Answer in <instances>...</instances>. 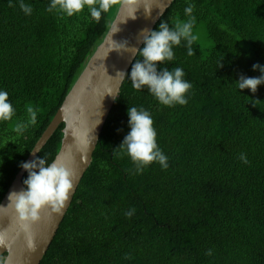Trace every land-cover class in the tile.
<instances>
[{"label": "trees", "instance_id": "1", "mask_svg": "<svg viewBox=\"0 0 264 264\" xmlns=\"http://www.w3.org/2000/svg\"><path fill=\"white\" fill-rule=\"evenodd\" d=\"M50 2L24 0L33 9L26 15L20 0H0V89L15 109L11 120L0 121V202L121 0L99 22L87 7L69 17L48 11ZM192 2L193 33L202 29L212 45L203 49L195 41L188 55L182 41L174 60L161 63L184 70L192 84L188 103L165 106L147 87L138 91L124 79L40 264H264V85L252 93L235 83L241 75L258 77L252 65H264V0ZM186 6L187 0H174L153 30L186 21ZM133 106L150 112L166 169L153 162L138 174L119 148ZM29 107L37 110V123L17 134ZM63 127L37 154L48 163L60 149ZM130 209L134 214L125 215Z\"/></svg>", "mask_w": 264, "mask_h": 264}, {"label": "water", "instance_id": "2", "mask_svg": "<svg viewBox=\"0 0 264 264\" xmlns=\"http://www.w3.org/2000/svg\"><path fill=\"white\" fill-rule=\"evenodd\" d=\"M174 0H121L102 42L88 59L84 69L66 94L52 120L34 144L24 162L32 161L58 126L63 123V136L52 162L65 165L73 178V189L64 207L54 211L44 206L39 219L30 222L25 233L9 194L20 192L25 170L20 168L0 202V255L8 264H40L62 222L76 189L87 170L103 126L118 97L124 79L117 72H127L142 44L141 34L153 30ZM135 16V18H132ZM118 31L113 33V26ZM127 43L128 50H117V43ZM113 93V94H109ZM51 162V163H52Z\"/></svg>", "mask_w": 264, "mask_h": 264}, {"label": "clouds", "instance_id": "3", "mask_svg": "<svg viewBox=\"0 0 264 264\" xmlns=\"http://www.w3.org/2000/svg\"><path fill=\"white\" fill-rule=\"evenodd\" d=\"M118 3L119 0H51L48 11L56 10L71 17L87 7L90 17L99 22L102 15L112 10ZM129 3H135V0H129ZM20 8L26 15H31L33 11L31 5L24 3V0H20ZM194 9L195 4L192 0H187V6L184 8V14L188 17L186 21L178 22L173 27L167 22H161L155 30L143 32L141 34L143 46L135 50L141 59H135L130 72L119 71L117 76L129 79L132 87L138 91L147 87V90L165 106L187 104L186 93L192 84L185 79L184 70L180 67L169 70L161 67V63L174 60L173 48L179 46L182 41L186 42L188 55L194 54L191 45L198 39L193 33L196 23ZM112 31L115 33L118 28L114 25ZM116 47L117 50H128L126 42L117 43ZM252 68L254 71L258 70L260 75L258 77L241 75L235 81L238 90L248 89L255 93L258 86L264 85V65L256 63ZM27 112V121L17 123L14 129L17 134L22 135L30 125L37 123V110L29 107ZM14 115L15 109L9 100V93L0 89V121H9ZM127 116L130 131L125 135L119 148L126 151L131 158L136 172L141 173L153 162H158L166 169L168 157L157 145V132L150 112L143 107L133 106L128 107ZM240 159L244 163L248 162L243 153ZM20 167L28 174L23 181L25 188L20 192H11L8 198L9 204L14 206L18 214L23 231L28 233L30 222L39 219L40 210L44 206H50L56 212L64 207L74 183L72 172L65 165L55 161L48 163L41 156H36L32 161L22 162ZM134 212L135 209H130L125 215L131 216ZM0 245H5L2 237ZM207 254L211 255V250ZM0 264H8L7 258L3 255H0Z\"/></svg>", "mask_w": 264, "mask_h": 264}, {"label": "rangeland", "instance_id": "4", "mask_svg": "<svg viewBox=\"0 0 264 264\" xmlns=\"http://www.w3.org/2000/svg\"><path fill=\"white\" fill-rule=\"evenodd\" d=\"M194 34L198 36L196 41L203 49L210 48L212 44L202 29L197 30Z\"/></svg>", "mask_w": 264, "mask_h": 264}]
</instances>
